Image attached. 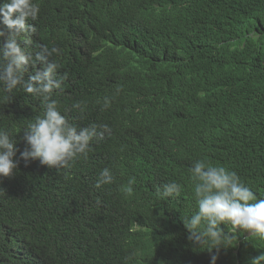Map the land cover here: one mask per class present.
I'll list each match as a JSON object with an SVG mask.
<instances>
[{"label": "trees", "instance_id": "1", "mask_svg": "<svg viewBox=\"0 0 264 264\" xmlns=\"http://www.w3.org/2000/svg\"><path fill=\"white\" fill-rule=\"evenodd\" d=\"M39 3L0 0V264H264V0Z\"/></svg>", "mask_w": 264, "mask_h": 264}, {"label": "clouds", "instance_id": "2", "mask_svg": "<svg viewBox=\"0 0 264 264\" xmlns=\"http://www.w3.org/2000/svg\"><path fill=\"white\" fill-rule=\"evenodd\" d=\"M35 1H36L37 3H39V0H35ZM35 1L32 0V2H33L34 4L38 5ZM39 4H40V3H39ZM74 24H75V23H74ZM74 24H73V25H74ZM239 214H240L239 212H236V213L233 215V222H234L235 225H238V224H236V221L234 220V219H235V216L237 217ZM254 216H256V217H260V215H258V214H255ZM262 220H263V217H262V219H260V221L258 222V224H259ZM254 222H256L255 219L253 220V226H252L253 228H255V227L258 225V224H257V225L254 227Z\"/></svg>", "mask_w": 264, "mask_h": 264}, {"label": "rangeland", "instance_id": "3", "mask_svg": "<svg viewBox=\"0 0 264 264\" xmlns=\"http://www.w3.org/2000/svg\"><path fill=\"white\" fill-rule=\"evenodd\" d=\"M254 219H255V221L258 223V222L260 221V219H262V216H260V217L253 216V217H252V220H254ZM234 220L236 221V224L239 225V223H240L241 220H242L241 213H240L237 217L235 216V219H234Z\"/></svg>", "mask_w": 264, "mask_h": 264}, {"label": "water", "instance_id": "4", "mask_svg": "<svg viewBox=\"0 0 264 264\" xmlns=\"http://www.w3.org/2000/svg\"><path fill=\"white\" fill-rule=\"evenodd\" d=\"M257 224H258L257 222H254V227H255Z\"/></svg>", "mask_w": 264, "mask_h": 264}]
</instances>
